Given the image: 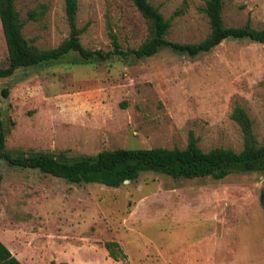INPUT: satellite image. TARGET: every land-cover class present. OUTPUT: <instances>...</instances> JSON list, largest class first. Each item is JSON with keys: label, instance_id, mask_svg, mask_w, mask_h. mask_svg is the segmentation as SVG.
Returning <instances> with one entry per match:
<instances>
[{"label": "rangeland", "instance_id": "rangeland-1", "mask_svg": "<svg viewBox=\"0 0 264 264\" xmlns=\"http://www.w3.org/2000/svg\"><path fill=\"white\" fill-rule=\"evenodd\" d=\"M170 20L166 38L196 42L208 32L204 0H148ZM22 35L40 48L68 34L64 0H13ZM44 11L27 19L30 9ZM79 40L109 50L135 48L147 23L130 0H76ZM226 26L264 27V0H224ZM6 48L0 27V66ZM264 43L224 39L188 57L160 48L149 57L76 53L0 79L5 148L67 159L101 149L183 148L189 134L202 150L239 151L229 115L239 105L264 140ZM0 241L22 264H264L263 173L172 178L145 171L117 187L71 183L0 160ZM116 241L125 258L103 248Z\"/></svg>", "mask_w": 264, "mask_h": 264}, {"label": "trees", "instance_id": "trees-1", "mask_svg": "<svg viewBox=\"0 0 264 264\" xmlns=\"http://www.w3.org/2000/svg\"><path fill=\"white\" fill-rule=\"evenodd\" d=\"M147 23V33L135 48H121L116 35L109 29L111 48L106 51L89 49L80 43V29L76 26V0H64V15L68 34L56 46L40 48L28 42L22 35L25 19H21L13 0H0V27L6 48V65L0 66V79L6 78L17 69L34 67L50 61L60 60L70 53H76L85 61L98 57L105 59L118 55L125 59H142L167 48L174 53L195 57L210 51L224 39H246L264 43V27L254 28L246 21L241 26H226L221 17L224 0H204L202 11L208 24L207 34L196 42H177L166 38L170 20L164 18L158 8L148 0H130ZM30 9L27 19H37L44 11ZM264 87V80H263ZM1 96L6 97L8 87H3ZM241 132L242 147L239 151L221 146L202 150L196 139L189 134L183 148H115L101 149L94 155L67 159L47 152L13 153L5 148L7 128L0 108V160L7 165L34 169L41 173L62 178L71 183H99L117 187L124 180L136 179L140 172L152 171L172 178H194L209 176L221 179L231 172H259L264 174V140L258 143L252 131V122L245 110L234 105L230 115ZM1 179V174H0ZM107 255L113 260H123L125 254L113 240L102 243ZM0 264H22L0 241ZM49 264H55L53 260Z\"/></svg>", "mask_w": 264, "mask_h": 264}, {"label": "water", "instance_id": "water-1", "mask_svg": "<svg viewBox=\"0 0 264 264\" xmlns=\"http://www.w3.org/2000/svg\"><path fill=\"white\" fill-rule=\"evenodd\" d=\"M126 181L127 180H124V182H126ZM260 186H261V189L264 190V178L262 179Z\"/></svg>", "mask_w": 264, "mask_h": 264}]
</instances>
